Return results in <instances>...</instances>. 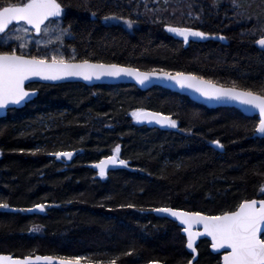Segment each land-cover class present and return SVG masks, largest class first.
Wrapping results in <instances>:
<instances>
[{"label":"trees","instance_id":"obj_1","mask_svg":"<svg viewBox=\"0 0 264 264\" xmlns=\"http://www.w3.org/2000/svg\"><path fill=\"white\" fill-rule=\"evenodd\" d=\"M182 2L191 14L180 26L210 33L209 39L184 43L166 31L158 12ZM236 3L242 7L233 0H63L61 26L71 25V35L62 50L70 56L74 48L77 60L193 73L264 94V51L254 43L264 35V0ZM247 15L256 20L247 23ZM106 16L135 26L105 23ZM27 50L40 53L34 43ZM31 90L37 98L0 119V204L9 205L0 208V254L186 264L191 256L181 229L154 209L218 215L243 199L264 198V137L251 131L257 117L208 109L161 88L71 83L31 84ZM137 109L170 115L177 127L139 126L130 116ZM117 146L128 165L99 177L91 164ZM57 151L72 152L70 162L51 155ZM38 204L44 215L27 213ZM198 252V264H220L208 241Z\"/></svg>","mask_w":264,"mask_h":264},{"label":"snow or ice","instance_id":"obj_2","mask_svg":"<svg viewBox=\"0 0 264 264\" xmlns=\"http://www.w3.org/2000/svg\"><path fill=\"white\" fill-rule=\"evenodd\" d=\"M233 6L242 7L236 3V0H233ZM63 13V0H0V109L27 103L35 95V91L31 90V82L34 78L57 81L78 77L90 81L105 76L127 75L134 77L140 84H145L153 77H158L174 81L181 88L192 89L208 100L237 102L246 106L248 111L257 112L258 122L254 124L251 131L254 135L264 137V94L261 92L237 87L235 82L233 86L225 87L193 73L173 74L163 69L159 72L155 70L140 72L138 69L117 64L93 63L89 59L77 60L74 48L71 49L72 55L66 56L62 49L64 38L71 35L69 31L71 25L68 28L61 26ZM112 18L123 19L119 16ZM104 19L107 20L109 17L106 16ZM257 19L259 20V17ZM126 23L131 27L134 21L129 19ZM15 25L20 27L16 28ZM167 30L182 37L184 43H188L190 37L204 39L211 35L191 27L168 25ZM260 31L264 32V24H261ZM12 33L21 34L13 35ZM249 33L254 35L255 31L250 29ZM29 36L36 37L34 40L36 50L39 51L43 46L47 50L46 54L33 55L31 52H18V49L28 48L33 43L32 40L27 39ZM217 38L224 39L223 36ZM13 40L19 43L11 46L10 41ZM254 43L264 49V35H261ZM132 116L137 121L177 127L175 119L160 112L137 109L132 112ZM213 143L223 147L218 140ZM114 152V155L95 164L100 176L106 175L110 165H127L126 160L119 159V146ZM51 155L71 159L73 153L57 151ZM261 193L264 194V188L261 189ZM8 207L7 204H0V208ZM35 207L43 210L45 206L38 204ZM154 211L175 217L181 225L186 226L183 227V232L187 233V247L193 252L196 251L195 240L200 236H207L211 237L213 249H225L223 264H264V198L243 199L234 210H225L218 215H205L198 211H183L172 207H160ZM201 225L202 232L193 231L196 226ZM0 264H102V262L90 260L82 255L29 254L19 257L0 254ZM109 264H116V262L110 260Z\"/></svg>","mask_w":264,"mask_h":264},{"label":"water","instance_id":"obj_3","mask_svg":"<svg viewBox=\"0 0 264 264\" xmlns=\"http://www.w3.org/2000/svg\"><path fill=\"white\" fill-rule=\"evenodd\" d=\"M255 46L257 49L264 51V49H261L260 46H258L257 44H255ZM93 63H95V62H93ZM120 66H122V65H120ZM122 67H128V66H122ZM129 68H134V67H129ZM135 69H137V68H135ZM139 71L140 72H146V71H142V70H139ZM71 83H80V84L86 85L88 87L101 86V85H106V86L133 85L142 92H147L153 88H161V89H164V90L176 93V94L186 96V97L190 98L193 102H195L199 105L205 106L208 109L235 108V109L241 111L247 117L259 118L257 112L248 111L246 109V106L241 105L237 102H218L215 100H208L192 89L181 88L174 81L163 79V78H158V77H153L150 81L145 82V84H140L134 77H130L127 75H121L120 77L105 76V77H101L100 79L94 78L90 81H87V80H84V79L78 78V77L67 78V79H62V80H57V81H46V80H41L40 78H34L33 81L31 82V84H42V85H63V84H71ZM33 91H35V95L27 103L22 104V105L9 106L7 109H0V119L5 118L10 109H22L26 104L32 102L35 98H37L38 91L37 90H33ZM146 111L156 112V111H152V110H146ZM136 122H137V125H139V126H147V127L155 128V129H168V128H170L169 126H162V125H159L155 122L137 121V120H136ZM258 137H260V136H258ZM62 158L65 160L66 164H68L70 162V159H68L66 157H62ZM62 158L57 157L58 161H61ZM102 159H104V158H102ZM99 161L91 164V166H90L91 169L99 177H107L110 172L121 170L124 166V165H119V164L110 165L108 167V169L106 170V175L100 176L99 175V169L95 167V164L98 163ZM27 213L30 215L42 216L45 213V208L43 210H41V209L36 208L34 206L32 208H29L27 210ZM152 214L158 218H163V219H167V220L172 221L181 229V234L186 239V246H185L186 251L191 256V259L186 264H198V260H199L198 245L203 240H206L210 243V251L212 254L221 256L220 264H223V256L225 254V249H213L211 247V237H207V236L198 237L195 240V245H194L196 248V251L193 252L191 249H189L187 247V233L183 232V227H186L185 225H181L180 222L175 217H171L170 215H168L166 213H157L156 211H153ZM205 215H207V214H205ZM193 231H201L202 232L203 231L202 225L196 226L193 229ZM149 264H153V262H151ZM157 264H163V263L157 262Z\"/></svg>","mask_w":264,"mask_h":264},{"label":"rangeland","instance_id":"obj_4","mask_svg":"<svg viewBox=\"0 0 264 264\" xmlns=\"http://www.w3.org/2000/svg\"><path fill=\"white\" fill-rule=\"evenodd\" d=\"M131 1V0H130ZM214 1H216V2H219V1H221V0H214ZM223 1H226V0H223ZM228 1H232V0H228ZM254 2V1H253ZM147 5H148V9H149V14H151V16L153 15V9H150V6H149V3H147ZM250 5V4H249ZM252 6V5H251ZM251 6H250V8H251ZM156 11V10H155ZM191 14V8H190V6L188 5V4H186V3H184V2H182V3H180V4H177V5H172V6H170L166 11H162V10H160L159 12H158V17L160 18H165V22H166V24H167V26L168 25H172V26H179V27H181L180 25H181V23H182V21L184 20V18L186 17V16H188V15H190ZM248 14V13H247ZM65 15V9H64V13H63V16ZM62 16V17H63ZM249 17H250V15H247V23H249V22H252L253 20H256V18L254 19V18H252V17H250V19H249ZM253 19V20H252ZM105 23H108V24H120V25H123V26H125L126 28H128V29H130V30H132L133 29V27L135 26L134 24H132V26L131 27H129L128 26V24L126 23V21L125 20H121V19H114V18H109V19H107V20H105ZM167 26H166V31L170 34V35H172V36H174L175 38H178V39H180V40H183V38L182 37H179V36H177L175 33H171V32H169L168 30H167ZM12 27V26H11ZM10 27V28H11ZM15 27L16 28H19L20 27V25H15ZM13 35H16V34H21V33H12ZM210 37H208V38H204V39H201V38H194V37H190L189 38V41L188 42H190V41H200V40H207V39H209ZM27 39H29V40H32L33 41V43H34V40L36 39V37H33V36H29V37H27ZM19 43V41H15V40H13V41H10V44L12 45H17ZM46 51L47 50H45L44 49V47L43 46H41V48H40V53H38V55H44V54H46ZM18 52H23V53H28V50H27V48H25V49H18ZM130 116H131V118H132V120H133V122L134 123H137L136 122V119L132 116V113L130 114ZM172 128V127H171ZM176 128V127H175ZM113 154H115V152L113 153ZM127 165H128V163H127ZM127 165H124V166H127ZM41 230H40V228H36L35 229V232H40Z\"/></svg>","mask_w":264,"mask_h":264},{"label":"bare ground","instance_id":"obj_5","mask_svg":"<svg viewBox=\"0 0 264 264\" xmlns=\"http://www.w3.org/2000/svg\"><path fill=\"white\" fill-rule=\"evenodd\" d=\"M153 211H154V210H153ZM153 211H152V212H153ZM152 212H151V213H152Z\"/></svg>","mask_w":264,"mask_h":264}]
</instances>
